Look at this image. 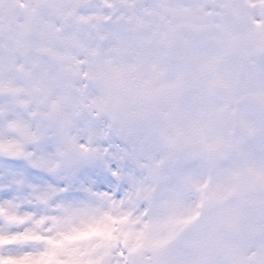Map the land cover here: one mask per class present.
Instances as JSON below:
<instances>
[{"label":"rangeland","instance_id":"1","mask_svg":"<svg viewBox=\"0 0 264 264\" xmlns=\"http://www.w3.org/2000/svg\"><path fill=\"white\" fill-rule=\"evenodd\" d=\"M5 14L17 28L3 25L0 42L20 48L0 72L8 133L0 150L22 154L51 139L39 162L51 174L75 176L105 157L117 167L111 192L91 182L46 188L38 217L0 229L6 237L22 229L0 255L19 264H175L190 252L184 264H264V0H0ZM43 24L55 32L44 40ZM125 180L147 197L173 183L177 203L193 190L190 210L205 208L206 218L165 255L188 222L181 214L151 244L146 224L171 200L136 215L142 198L131 193L123 206L113 197ZM69 190L80 198L65 199ZM102 194L115 202L101 204Z\"/></svg>","mask_w":264,"mask_h":264},{"label":"snow or ice","instance_id":"2","mask_svg":"<svg viewBox=\"0 0 264 264\" xmlns=\"http://www.w3.org/2000/svg\"><path fill=\"white\" fill-rule=\"evenodd\" d=\"M13 139V137H7ZM54 150V141L49 139L45 142L27 146L23 153L0 150V229L6 221L19 219L25 213L39 216L40 207L36 204L37 197L49 186L57 189L67 185L75 189L83 184L92 183L94 190L109 191L110 186H115L110 171L116 170L113 159H104L81 168L75 176H67L64 173L51 174L46 168L40 166L39 162ZM107 165V168L105 167ZM123 185L115 195L119 198ZM81 194L69 190L65 199H79ZM22 229L10 231L8 237L0 231V248L14 243V237ZM0 264H19L14 255H0Z\"/></svg>","mask_w":264,"mask_h":264},{"label":"bare ground","instance_id":"3","mask_svg":"<svg viewBox=\"0 0 264 264\" xmlns=\"http://www.w3.org/2000/svg\"><path fill=\"white\" fill-rule=\"evenodd\" d=\"M41 27H42V32H43V40L46 39V36L49 33H55V32L52 31V29L49 26H46V25L43 24ZM58 36H59V38L56 41V46L63 51V39H62L61 35L58 34ZM227 38L230 39L229 36H227ZM24 45L26 46V42H24ZM19 48L20 47L18 45L13 44L12 46H8V47L2 49L0 51V63L3 64V65L4 64H8L9 63V58L11 56H15V53L18 52ZM223 49H226V46L222 43L221 46H220V50H223ZM72 54H73L72 48L68 47L67 56H71ZM32 62H35V61H32ZM216 62H217L216 60H211V64L208 63L209 66L212 68V70H215ZM23 69L25 71H28V68L26 66ZM218 70L219 69H217V71ZM10 77L13 78L15 83H21L20 80L18 79V77H16L14 73ZM36 79H37L36 74L31 76V83L30 84H31L33 90L38 92L37 91L38 90V85H37V83H35ZM7 134L8 133L5 131V129L0 127V137L1 136H5ZM151 142H153V141L151 140ZM156 153H157V149L155 150V154ZM164 155H166L165 151H164ZM130 188L126 192V196H125V200H124L123 206H128L131 203ZM124 193H125V191L123 192V194ZM179 193H180V191H178L173 186V183H171V185L167 184L160 191V197L159 198H165L166 201L167 200H171V202L169 203L167 210H165V208H164L161 211V213H163L162 218L158 219L157 222L154 225L155 237H156L157 234H159L161 232L163 233V236H166L169 232H172L174 229H177L176 228V223H177L176 218H180L181 214H183V216L185 218H187V219L190 218L193 215L191 210L189 209L188 201L194 195L195 191H193V190L186 191L185 193L189 196L188 201L187 202H183L182 201V202L177 203L175 201H176L177 196H178ZM99 197H101V199L103 201V203H101V204H103V205L104 204L105 205H111V204H113L115 202V201L107 200L103 196V194L99 195ZM88 212H93V211H88ZM168 249H169V246H168V244L165 243L163 245V247H162V250L164 252H166V251H168ZM157 250H158V246L156 245V246L153 247V251L155 252ZM189 255H190V252H188L186 255L179 256L178 261H176L175 264H184L183 259H185Z\"/></svg>","mask_w":264,"mask_h":264}]
</instances>
